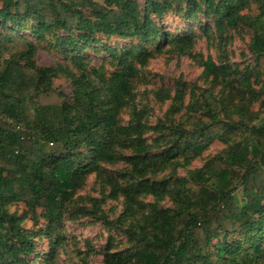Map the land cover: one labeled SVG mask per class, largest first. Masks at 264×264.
Segmentation results:
<instances>
[{
	"label": "trees",
	"instance_id": "16d2710c",
	"mask_svg": "<svg viewBox=\"0 0 264 264\" xmlns=\"http://www.w3.org/2000/svg\"><path fill=\"white\" fill-rule=\"evenodd\" d=\"M100 1L0 0V23L6 31V36L0 33V114L17 125L0 126V264H35L31 258L35 243L22 229L26 215L9 211L15 203L25 204L32 220L37 210L44 212L47 226L42 234L49 240L48 261L55 262L59 250L66 248L60 231L67 213L88 178L102 174L103 163L124 165L105 175L104 182L111 196L125 197L120 219L133 221L128 231L132 247L127 254L106 253L105 264H212L213 256L215 264H264V128L249 127L246 108L231 106L236 94L251 102L262 98L264 108V0H145L143 11L139 0ZM251 4L259 10L255 19L241 15ZM174 9L185 20L197 14L213 16L218 30L246 22L255 31L256 64L243 70L230 65L225 40L220 41L221 65L195 58L223 88L222 95L217 98L200 89L204 112L191 106L171 127L151 128L135 106L130 107L127 125L116 120L129 106L125 97H134L135 64L146 62L150 54L146 47L122 54L108 49L121 66L109 85L100 71L82 77L65 71L74 87L73 95L65 96L53 91L57 70L38 67L34 45L24 44L17 32L32 21L39 40L65 34L57 44L75 67L86 64L82 54L97 43V35L139 38L153 42L158 51L176 45L187 55L192 37L165 32L153 20ZM201 28L212 41L222 33L210 25ZM254 85H261L260 91ZM184 95L179 84L170 120L182 113ZM193 120L198 127L185 129ZM150 131L158 135L151 143L146 137ZM201 139L227 148L188 180L148 178L172 164L189 165ZM116 147L131 154L119 155ZM147 196L159 200L169 196L175 206L147 212L142 202ZM81 212L93 214L85 208ZM217 239L220 242L213 244Z\"/></svg>",
	"mask_w": 264,
	"mask_h": 264
},
{
	"label": "rangeland",
	"instance_id": "374dc122",
	"mask_svg": "<svg viewBox=\"0 0 264 264\" xmlns=\"http://www.w3.org/2000/svg\"><path fill=\"white\" fill-rule=\"evenodd\" d=\"M103 2L102 0L100 1ZM142 11L145 9V0H139ZM206 10V9H205ZM204 10V11H205ZM210 9L207 10V12ZM241 15L255 19L259 15L256 4H251ZM153 20L162 27L165 32L174 35H185L188 33L192 37V47L189 48L187 55L180 54L176 45H169L162 51L155 50L156 45L153 42L147 43L139 38L123 39L119 37H106L97 35V43H93L85 50L82 57L85 63L81 67L72 65L71 60L63 53L62 48L57 44L58 37H66L65 34L58 36L48 34L39 40L34 29L36 24L27 25L24 29H18L23 43H31L35 47L34 61L36 65L43 69L57 70V76L52 85L53 91L58 95L72 96L74 92L73 82L66 75L65 71L73 73L76 77L91 74L93 71L103 73V79L107 82L111 76L121 68L117 61H113L108 49H113L122 54L131 48L140 49L146 47L148 53L146 62L136 63V75L131 81L132 98L125 97L129 106L121 109L116 116L117 123L127 125L131 119V106H135L138 111L144 113L145 120L151 128L157 126L171 127L178 124L180 118L187 112L189 107L196 106L200 112H204L205 104L199 96V90L204 89L211 92L215 97L220 98L223 88L212 81L205 67L200 65L195 58H201L204 61L211 60L216 65L223 62L220 48V41L227 42V56L229 64L236 69L243 70L245 67H254L256 64L253 44L255 41V31L245 23L238 24L236 29L218 30L213 16L209 19L203 14H197L191 20H185L183 14L177 10L168 11L163 18L153 16ZM210 25L213 31L222 33L217 35V39L212 41L204 34L201 25ZM0 33L6 36V31L0 23ZM146 44H150L147 46ZM22 48V46H19ZM25 49V48H23ZM4 57L9 59V54L4 53ZM24 64V63H23ZM84 69V70H83ZM111 83L109 81L108 85ZM179 84L184 86V109L182 113L175 116V121L170 120L169 114L172 103L175 98L176 90ZM256 91H260L261 85H254ZM243 97L235 94L233 105L236 107H245L247 111L246 123L249 127L264 128V108L261 106L262 98L257 101L242 100ZM32 117V113H30ZM0 126L9 129H15V122L0 114ZM25 128V125H21ZM198 122L193 120L185 125V129L195 130ZM107 131V130H105ZM104 131V132H105ZM155 131H150L146 137L151 143L152 139L157 138ZM197 156L192 159L189 165L181 166L172 164L163 169L156 175H150L148 178L157 181L173 182L175 180H188L191 175L201 169L209 160L217 156L221 151L227 148L226 145L218 141L201 139L198 142ZM119 155H130V151H122L115 148ZM161 153L162 151H154ZM102 174L90 176L86 185L80 190L71 206V212L67 213V219L60 233L66 238V248L59 250L55 262L48 261L50 254L49 240L44 238L43 231L47 226V221L42 210H37L34 220L29 209L25 204H11L9 211L26 217L22 223V229L27 232L35 243V254L31 257L35 264H105L106 253H124L132 247L129 244L128 231L133 224L132 219H120L125 207L126 200L123 195L118 197L111 196V188L105 184L104 176L111 175L115 171H121L125 167L121 164H102ZM143 208L148 212L152 208L168 209L175 206V202L166 196L163 200L156 199L153 196H147L142 199ZM88 209L93 214L86 216L81 214V209ZM238 237H235L237 240ZM219 239L213 244H218ZM217 258L213 256L212 264H215Z\"/></svg>",
	"mask_w": 264,
	"mask_h": 264
}]
</instances>
